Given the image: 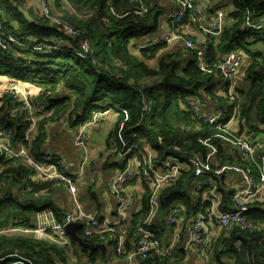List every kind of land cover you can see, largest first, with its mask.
<instances>
[{
  "label": "trees",
  "instance_id": "obj_1",
  "mask_svg": "<svg viewBox=\"0 0 264 264\" xmlns=\"http://www.w3.org/2000/svg\"><path fill=\"white\" fill-rule=\"evenodd\" d=\"M108 1L110 0L72 1L80 9L98 7L99 10L85 23L77 22L73 18L70 20L73 26L86 31L92 39L94 55L86 61L74 58L69 53L60 52L55 58L60 60L62 65L48 64L40 67V62L45 57L43 54H30V51L16 48L12 44L5 50L0 48V84L12 81L19 83L31 91L36 101L44 103L47 110L51 111L49 118L38 124V133L31 141L30 152L36 159H40L45 145L46 127L51 122L64 120L68 125L76 126L87 120L94 112L114 109L117 110L119 124L125 119L126 127L140 124L138 138L135 140L137 149L132 153V156L138 157L140 161H142V150L138 146L140 139L150 143L157 153V162H163L168 157L181 159L191 152L205 154L207 149L201 146L199 141L209 137L212 131L207 126L199 127L190 113L181 112L180 104L188 98H195L200 89H204L210 96L216 95L222 81L221 76L218 72L211 76L201 71L196 54L190 50L186 51L188 55L185 57L178 54H162L161 51L167 48L163 43L147 46L139 55H132L129 41H138L155 33L160 15L151 8L150 0L149 14L141 20L137 18L135 6L129 0ZM23 4L24 0H0V22L3 29L17 38H20V35L30 37L32 40L23 41L26 45L39 41L46 42L55 30L46 26L40 19L34 24H27L17 10L18 7L24 8ZM232 4L237 9L231 15L233 24L223 30L218 43L213 40L207 44L204 60L212 66L216 64L219 55L224 56L232 51H240L244 56H248L249 65L244 69L242 81L246 87L243 89L239 87L237 90V97L239 96L242 101L239 117L244 118L250 125L256 120L264 124V29L254 32L245 30L243 25L246 11L250 12L251 19L264 18V0H232ZM26 11L33 15L30 9L27 8ZM181 27L184 32L182 35L186 37L187 27ZM13 54L27 55L34 59L29 64L20 60L14 61ZM152 60H155L156 68L147 65L146 62ZM144 80L154 81L145 83ZM143 94L151 99L153 112L150 117H144L141 121ZM217 102L224 103L222 99ZM9 110H11L9 98L0 95V126L11 132L13 142H22L27 126L16 119H11ZM78 113L81 116L74 119ZM106 143L108 150L117 148L112 156L121 152V144L116 139L115 132ZM215 145L218 147V161L215 164L209 163V171L203 176L208 182L215 179L213 171L219 165L235 161L228 156L227 148L219 143ZM115 165L117 163L114 161L113 166ZM11 173L15 176L10 181H18L22 188L29 186L24 169L12 168L8 160L0 158V180L5 178L7 181ZM179 179L175 186L167 187L160 193L161 211L166 212L175 205H181L184 210L191 212V208L194 207L187 187V184L194 180L192 173L185 172ZM30 186L34 191H40L46 189L48 184L32 183ZM1 192L0 187V194ZM92 194L91 198L96 200ZM150 202V193L146 190L141 211L131 217L126 251L131 249V242L136 239L138 221L142 217L146 218L150 212ZM5 207L29 213L51 210L57 219L62 221L54 204L40 198L27 197L18 200L8 193L0 197V227L7 223L6 219L9 217V214L1 213ZM96 209L98 211L102 209L101 203L97 200ZM245 215L252 228L242 231L234 229L222 244L216 241L213 260L209 264H264V207H252ZM2 216H5L3 221ZM186 216L190 217L189 213ZM77 235L89 245L103 242L97 238H85L81 230ZM236 241L241 243L239 249L232 246ZM71 245L81 248L73 240ZM12 250L24 251L26 255L19 256L36 264H55V258L59 260L58 256L63 260L60 253L62 251L54 246L36 247L26 240L0 234V258L14 257L15 255H10ZM224 258H228L230 263H223ZM91 261H94L93 257ZM165 262L167 260L151 259L147 264Z\"/></svg>",
  "mask_w": 264,
  "mask_h": 264
},
{
  "label": "built area",
  "instance_id": "obj_2",
  "mask_svg": "<svg viewBox=\"0 0 264 264\" xmlns=\"http://www.w3.org/2000/svg\"><path fill=\"white\" fill-rule=\"evenodd\" d=\"M73 0H28L27 8L32 13H35L41 21L47 22L46 26L55 30V36H50L46 42H35L34 44L26 45L24 40H32L30 37L20 35V38L15 37L10 32H6L0 22V48L5 50L9 44L16 48H21L30 51V54H43L45 57L57 55L60 52L71 54L74 58L86 61L94 55L93 42L86 31L79 30L71 23V19L77 22L85 23L92 19L99 11L95 9L84 8L80 9L76 6ZM83 2L86 0H82ZM172 3L173 7L169 14L170 33L156 38L155 40L142 45V47L129 44L133 47L136 53H139L143 48L150 45L165 44V46L179 40L184 39V46L196 54L197 64L201 71L214 75L218 72L223 80V88L221 96L220 89L216 95H207L216 100L222 99L225 103L220 105L213 112L201 111V100L198 96L188 98L180 104V111L190 113L192 118L198 123V126H207L211 131V135L200 140V145L204 146L206 153L191 152L187 157L181 159L176 157H168L161 166V172L152 174L149 171L141 169L136 157L132 153L137 149L135 140L138 138V128L140 124L126 127V119L121 122V127L118 133V141L121 144V152L127 158L128 164L123 170H119L113 179L111 185V193L116 202L115 216L112 220H100L93 213H86L80 207L71 210L63 215L62 221H57L50 232L64 245H71V238L68 237L65 227L73 224L82 225V235L85 238H97L101 241H112L116 248V253L122 252L123 240L116 236L117 228L127 224L129 220V205L130 200L125 194L124 187L127 182L133 180H141L147 184V190L150 193V212L151 206L155 197L165 188L175 186L179 178L185 172H191L194 179H201L209 171L210 157H215L218 154V147L215 141H224L232 153L237 158H242L243 161L255 163L256 147L242 135H237L233 129L236 121H239L240 105L236 106L230 112V107L234 104L237 97V90L242 84L238 81H243L244 70H241L243 65L244 54L240 51H232L224 56L221 60H217L216 64L209 65L204 60L206 47L201 44L197 45L194 42V30L192 27H197L198 31L207 37L219 38L225 29L224 21L225 14L222 10H217L210 17L206 24H202L199 9L196 8L194 0H167ZM112 2V0L108 1ZM135 6L136 16L138 19H144L149 14L148 0H129ZM250 12L246 11L243 25L245 30L259 31L264 29V18L251 19ZM69 18V20H68ZM187 27L186 37L182 34V27ZM192 26V27H191ZM73 39L71 44L65 48L62 47L67 40ZM218 40V39H217ZM68 43V42H67ZM14 61L20 60L27 64L33 62L34 57L13 54ZM58 60V59H57ZM59 62H61L59 60ZM237 78L235 79V76ZM0 90H5V95L9 98L11 104L10 118L18 120L21 124L27 126L22 142H13L10 131L2 129L0 126V158L8 160L12 164V168H22L26 173L28 183L48 184V187L42 191H48L55 187H64L68 193L75 196V181L72 179V174L69 171L67 163L53 153H44L40 159H36L30 152L31 141L38 133V124L49 118L51 111L47 110L44 103L35 100L31 91L23 88L19 83L12 81L11 83L0 86ZM200 94H206L204 89H200ZM4 96V95H1ZM141 121L144 117H148L153 112V103L149 97L143 94L141 99ZM114 111L113 109H109ZM109 110L106 112H94L87 120L79 123L74 129V142L82 149L85 148V139L88 131L94 127L102 125L109 117ZM117 112V110H115ZM114 111V112H115ZM71 128L66 121H60ZM119 153V154H120ZM85 162L83 161L78 176L83 172ZM242 171L245 182L240 188L236 186L229 187L225 183V177L232 172ZM214 180H211L206 185H197V191L203 195L207 193L203 190L208 189V193L216 196L217 200L222 197L232 204V209L229 211L219 212L216 210V205L219 201H211L210 208H203L197 213L195 220L189 221L188 233L190 238L185 243L184 250L194 252L204 258L211 249V242L208 238L203 237L202 231H207L209 225L214 223L221 228H225L226 233L234 229L248 230L252 225L246 218V215L257 201L258 194L264 190V176L260 183H257L252 177L249 170L242 168L236 162L224 163L219 165L213 171ZM5 178L0 180V187L5 184ZM26 191L22 190L19 196H25ZM184 211L182 206H174L168 214V224L171 228L170 241L167 245H163L156 234L147 226L150 212L146 218H141L138 221V239L135 250L130 252L128 258H138L137 264H147L151 259L170 260L175 257L176 248L181 240V223L183 221L181 212ZM186 217H184V220ZM3 232H14L9 229ZM37 232H39L37 230ZM231 235V234H230ZM228 236V238L230 237ZM241 243L236 241L232 246L239 249ZM21 257V256H20ZM9 258V257H3ZM24 258V257H22ZM55 258V257H54ZM26 260H29L25 258ZM55 264H62L55 258Z\"/></svg>",
  "mask_w": 264,
  "mask_h": 264
},
{
  "label": "crops",
  "instance_id": "obj_3",
  "mask_svg": "<svg viewBox=\"0 0 264 264\" xmlns=\"http://www.w3.org/2000/svg\"><path fill=\"white\" fill-rule=\"evenodd\" d=\"M196 4V8L199 9L201 22L202 24H206L209 20V17L216 12L217 10H222L225 14L224 26L225 28L230 27L233 24V20L231 15L236 12L237 9L233 7L232 0H194ZM151 8L155 9L160 16L157 20V31L153 34L147 35L138 41H134L132 44L142 47L148 42L155 40L158 37L165 36L170 33L169 27V14L173 7L172 3L167 0H150ZM150 8V9H151ZM25 10L27 8H24ZM192 27V26H191ZM194 30V42L197 45L203 44L207 48V44L213 40L218 43L219 38L215 37H207L198 31L197 27H192ZM218 39V40H217ZM73 39L67 40L65 44L62 45L65 48L67 45L73 42ZM167 48L161 51L162 54L170 53V54H178L183 55L185 57L187 49L184 46V39L180 38L179 40L169 44L166 46ZM130 52L132 55H139V53L135 52L133 47H130ZM223 55H219L218 60L222 59ZM184 59V58H182ZM148 66L151 68H156L155 60L146 62ZM243 65L241 70H244L249 65L248 56H244ZM238 75L235 76V79ZM154 80H144L145 83H152ZM242 81H238V84H242ZM223 80L220 82L218 86V90L220 89L219 95L222 94L223 88ZM208 94H198L197 96L201 100V111L203 112H213L218 109L220 105L216 99L213 97H208ZM240 105L239 112L241 113L242 101L240 97H236L234 104L230 107V112L236 106ZM109 117L106 119L102 125L94 127L88 131L85 139V148H80L74 142V129L77 126H71V128H67V125L58 121L51 122L46 127V139L45 145L42 150V154L44 153H53L57 157L64 160L67 163L70 173L72 174V179L75 181V196L73 197L68 193L67 189L64 187H55L51 188L48 191H34L31 188V183L29 186L22 188L18 181H10L14 175L11 173L7 178H9L3 186H1V194L2 197L4 194H11L12 198H16L18 200L25 199L27 197L42 199L44 201L49 202L50 204H54L59 212V219H63V215L71 210H75L77 207H80L86 213L95 214L100 220H112L115 216V208L116 202L111 193V185L114 181L117 172L126 168L128 164L127 158L122 155V153L113 155L105 162L104 168H102V164L99 160L101 156H108L114 153L117 149L108 150L106 149L107 140L110 135L115 132L116 139L118 140V133L121 127V124L118 123L116 111L109 110ZM152 115V114H151ZM149 115L148 117H150ZM233 129L235 130L237 135H242L246 139H248L255 147L256 154L254 156L255 163L249 161H243L242 158H237L232 153L229 146L224 142H219L218 140L215 143H219L224 146V148L228 149V156L233 158L239 164L240 167L249 170L254 177L257 183H260L262 176H264V124H262L259 120H256L252 125L249 124L244 118L239 117V121H236L233 125ZM119 142V141H118ZM138 146L142 150V161L138 157H136L139 162L141 169L145 171H149L152 174H158L161 172V166L163 162H157V153L152 149L151 145L147 140L140 139L138 140ZM219 155V154H218ZM210 157V163L215 164L218 161L217 157ZM238 160L242 162L239 163ZM85 162L83 167V172L80 176H78L80 167ZM114 161L117 165L113 166ZM26 176V173H25ZM26 179V178H25ZM225 183L228 188L232 186H236L240 188L241 185L245 182V178L243 177L242 171L229 173L225 179ZM208 181L206 178L194 179L192 182L187 184L188 194L192 198L194 204L191 208V212H188L186 209L181 212L180 216H182L183 221L181 223V240L176 248V255L170 260H167L165 264H209L213 260V248L215 242L217 241L219 244H222L223 241L228 239L230 234L226 233L225 228H221L218 225L211 223L207 229L202 231V235L205 238H208L211 242V249L208 251V255L204 258L200 257L198 254L194 252H189L184 250L185 243L190 238L188 233V223L189 221L195 220L197 217V213L203 208H210L211 201H219V204L216 205V210L219 212L229 211L231 210L232 204L227 201L225 198H221L217 200L216 196L209 194L208 189L204 187V191L207 193L203 195L201 192L197 191V185L203 186L206 185ZM37 184V183H36ZM42 184V183H40ZM147 184H145L141 180H133L127 182L124 187L125 194L130 200L129 205V220L126 225L117 228L116 236L121 237L123 240L122 252H115V244L112 241L105 240L102 243L92 244V245H103L104 249H85L78 248L77 246H66L62 242H60L52 233L50 229L52 226L59 221L53 211L45 210V211H33L29 212H21L17 208L13 210L9 208H4L2 210V214L7 215L9 217L6 219L7 223L0 227V234L5 235L11 238H19L26 240L29 244L37 246H51L60 249L62 252L59 261L62 264H137L138 258L134 259L128 258L130 252H133L136 247L137 239H138V228L136 230V239L131 242V249L129 251L125 250V245L127 241V234L129 229V224L131 221V217L134 214H137L142 209L143 196L146 194ZM25 190V196L20 197L19 193ZM91 193L94 198L101 203L102 209H96V200L91 198ZM258 198L253 207H264V190L260 191L258 194ZM160 193L155 197L152 206L151 212L149 215V220L147 223L148 228H150L156 236L160 239L163 245H167L170 241V233L171 228L168 224V214L169 210L161 211L160 205ZM181 206V205H175ZM174 207V206H173ZM97 213H99L97 215ZM189 213V216H186ZM184 217L187 219L184 220ZM1 220H5V216L1 217ZM12 229L14 232H3L5 230ZM37 230L39 232H37ZM82 234V226L79 229ZM77 230V232L79 231ZM78 236V235H77ZM79 237V236H78ZM72 240V239H71ZM98 242V241H97ZM109 248V250H108ZM221 250V245L219 246ZM73 250V253H72ZM98 251V253L96 252ZM72 253V255H71ZM19 254H25L24 251H14L10 255L14 257L9 258H0V264H36L31 260H26L19 256ZM94 258V261H91V258ZM161 261V260H160ZM230 263L228 258L223 259V263ZM40 263V262H39Z\"/></svg>",
  "mask_w": 264,
  "mask_h": 264
},
{
  "label": "water",
  "instance_id": "obj_4",
  "mask_svg": "<svg viewBox=\"0 0 264 264\" xmlns=\"http://www.w3.org/2000/svg\"><path fill=\"white\" fill-rule=\"evenodd\" d=\"M17 10L23 16V18L27 22V24L28 23H30V24L36 23L35 19L33 18V16L31 15L30 12H27L22 7H18ZM80 116H81L80 113H78L74 117V119H77ZM1 119L4 120L3 117ZM9 124L10 123L8 122V125ZM81 226H82L81 224H73V223L71 225L66 226L65 230H66V233H67L68 237L71 238L75 243H77L82 248H85V249L97 248V249H102L103 250L104 249L103 245H92V244L89 245V244L85 243L82 238L77 236V230H79L81 228Z\"/></svg>",
  "mask_w": 264,
  "mask_h": 264
},
{
  "label": "rangeland",
  "instance_id": "obj_5",
  "mask_svg": "<svg viewBox=\"0 0 264 264\" xmlns=\"http://www.w3.org/2000/svg\"><path fill=\"white\" fill-rule=\"evenodd\" d=\"M27 1L28 0H24V4H23V7L24 8H27ZM33 18L35 19V21L37 22V19L39 20V18H38V16L35 14V13H33ZM42 23H44L45 25H47V22H45V21H42ZM51 36L52 37H54L55 36V32H52L51 33ZM134 41H132V40H130L129 41V44H132ZM49 54L50 53H48V55L46 56V57H44L42 60H41V62H40V67H45V66H48V64H55L56 66H60V65H62L60 62H59V60H57L55 57H56V54L55 55H53L52 57H50L49 56ZM55 66V67H56ZM39 72L41 73V71L39 70ZM43 72V71H42ZM5 84H0V86H4ZM246 87V84H242L241 86H240V89H243V88H245ZM5 90H0V95H5ZM114 110V109H113ZM115 111V110H114ZM113 156L110 154L109 155V157L107 156H101L100 158H99V160L98 161H100L101 162V164H102V168H104V164H105V162L110 158H112ZM108 250H109V248H108ZM110 251V250H109ZM72 253H73V250H72ZM72 253H71V255H72Z\"/></svg>",
  "mask_w": 264,
  "mask_h": 264
}]
</instances>
